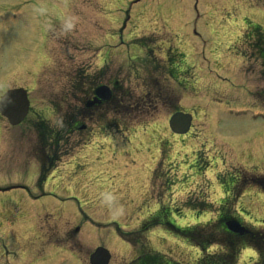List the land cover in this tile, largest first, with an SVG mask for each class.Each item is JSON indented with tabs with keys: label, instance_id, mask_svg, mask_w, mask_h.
Returning a JSON list of instances; mask_svg holds the SVG:
<instances>
[{
	"label": "rangeland",
	"instance_id": "374dc122",
	"mask_svg": "<svg viewBox=\"0 0 264 264\" xmlns=\"http://www.w3.org/2000/svg\"><path fill=\"white\" fill-rule=\"evenodd\" d=\"M256 24L264 32V0H0V94L22 86L31 102V113L20 125L10 127L0 120V264L19 260L88 264V255L98 245L110 250V264H126L135 256L136 247L132 249L116 227L133 231L139 220L144 221L159 206L180 208L174 216L176 225L214 221L208 205L218 206L224 195L219 175L222 181L230 171L242 176L251 171L264 173V78L260 60L252 52L261 41L253 30ZM145 37L148 44L155 43L154 52L161 61L166 47L178 46L181 56L173 58L185 61L184 72L165 79L136 65L141 78L130 74L126 60L143 54L132 45ZM121 38L128 43L107 55L114 65L111 72L127 79L125 86L132 89L142 81L145 88L163 95L160 88L164 87L167 106L151 105L142 121L133 110L120 125L125 133L112 129V117L107 122L113 137L103 138L108 135L105 132L96 143L80 148L59 163L46 184L37 187L32 170L20 162L26 136L34 132L32 123L40 118L54 126L60 122L59 113L68 118L69 106L80 107V86L70 87V81L80 76L81 45L86 40L102 45L120 43ZM88 56L94 57L91 52ZM175 108L193 109L188 137L170 133L167 120ZM18 134L25 136L18 140ZM81 135H72L73 150L81 147L75 143ZM192 151H197L199 163L215 157L195 177L188 166ZM148 155L152 165L162 157L159 172L167 175L151 186L147 185ZM19 184L26 189L14 187ZM249 190L233 208L243 221L262 228L264 194L256 188ZM188 206L199 210L185 209ZM27 222L38 224L40 234L31 252L25 235L33 231L27 229ZM168 233L160 228L152 233L147 230L152 250L182 264L199 254L188 242ZM245 251L238 264L254 261L253 252Z\"/></svg>",
	"mask_w": 264,
	"mask_h": 264
},
{
	"label": "flooded vegetation",
	"instance_id": "af4514ba",
	"mask_svg": "<svg viewBox=\"0 0 264 264\" xmlns=\"http://www.w3.org/2000/svg\"><path fill=\"white\" fill-rule=\"evenodd\" d=\"M145 39L146 37L144 38V41H141L139 39L132 45L133 50L143 51V54L139 55L138 57L130 56L128 60H126V63L129 65L130 74H132L134 77L139 76L141 78V72L136 69V65H140V67L142 68H149L150 71L153 72H158L163 75V77L165 76V79H168V76H171V79H175V77H177L179 73L184 72L183 62L185 61H183V59H180L179 63V59L173 58L176 54L180 55L177 51L178 46H173L171 48L166 47L165 49L163 47H159L161 50L164 49L165 52V57L163 61H161L157 59L158 56L154 52V50L156 49L155 43L150 42L151 44H148L149 42L145 41ZM122 43H128V40L116 44L102 43V45L97 44V42H94V44H92L87 42L86 40L84 42V45H81L82 54L84 55V61L82 62L80 69L81 72L79 76V86L82 92V98L79 101L80 107H76V105L69 106L70 109L67 112L68 121H64L62 123V126H64L66 130L67 138L61 139L58 136L55 137L56 134L52 133V137L55 138L54 141L50 144V147H48L47 145L44 147H40V136H43V133H39V131H36L32 134V137L29 138L27 142L28 147H25V154H23L25 156L23 157V161H20L25 168L27 167L32 170L34 175V183L36 182L38 186L46 184L52 172L55 171V169L59 165L61 158L64 156L63 155L59 157V153L70 152L71 144L74 142V139H71L72 135L79 132L82 133L81 137L75 140V143L77 145L83 146H87L90 143L99 140L103 137V134L105 132L110 135V123H108L107 120L104 119V115L108 114L109 110L113 112L118 108V110L115 112L117 113V115H119L120 108L130 107L137 111L138 116L141 118L144 115H148V107L151 105L167 106L168 96L164 87L160 88V91L163 95H159L157 92L154 93L152 88H145L142 85V81L137 82L139 86H134V89H132L125 86L127 79H122L121 75L111 72L114 71V65L109 64L107 55L113 53L114 51H118V48H120V45ZM89 52L93 54V59L92 57L91 59L89 58ZM100 52L103 53L102 56L100 55ZM145 54L147 56H145ZM110 63L112 62L110 61ZM70 73L71 69L69 71V74ZM161 81L163 80L159 78V82ZM149 82L152 83L151 80H149ZM156 82L157 81H153L154 84ZM73 85L76 84L70 83V87H73ZM99 87H106L110 90V97L108 100L98 101L95 98V90ZM132 92H134V96ZM16 139L22 140V135L18 134ZM54 142L63 145L64 148H56L55 150ZM164 175L165 177L167 176L166 174H164V172H159L158 169H151L149 182L151 183L155 181L156 183H158L159 180L163 179ZM19 186H21L22 188L25 187L21 184ZM227 188V196L230 193H234V185H231V187ZM160 210L162 209L157 208L156 211H159V215H162L163 213ZM22 216L23 214L20 216V218H22ZM20 221L22 224V220ZM26 227L29 231H33L29 237L25 235V238H28V247H30L29 252H31L34 251V249L36 248L35 245H37L34 243V240H39L40 237V234H37L39 232L38 224L35 225L34 223L32 224V222H27ZM64 241L67 242L66 239ZM44 242L47 241L44 240ZM13 264H32V261L23 262L19 260Z\"/></svg>",
	"mask_w": 264,
	"mask_h": 264
},
{
	"label": "trees",
	"instance_id": "16d2710c",
	"mask_svg": "<svg viewBox=\"0 0 264 264\" xmlns=\"http://www.w3.org/2000/svg\"><path fill=\"white\" fill-rule=\"evenodd\" d=\"M255 32L260 35L261 41L254 46V48L259 52L261 61L264 64V34L260 32L258 28H255ZM46 129L48 137L52 132L50 133L51 130L48 127ZM220 209L222 213L217 216L214 222H207L196 230L191 229L182 231L184 235H191L192 238L196 240V244L201 248V256L194 264H236L235 259L238 245L241 241H245V237H240L225 230L223 221L228 217L226 214L227 210L224 211L222 207H220ZM158 223L165 227L173 226L172 223H168L165 218L158 221ZM144 229L145 227L143 230ZM247 243L258 251L260 256L259 264H264V232H253L252 235L248 236ZM210 244H216L218 250L208 252L207 248ZM144 256L148 258L149 264H179L176 262H167V260L161 259L160 256L151 255L149 253L142 255L140 262H142Z\"/></svg>",
	"mask_w": 264,
	"mask_h": 264
},
{
	"label": "water",
	"instance_id": "95a60500",
	"mask_svg": "<svg viewBox=\"0 0 264 264\" xmlns=\"http://www.w3.org/2000/svg\"><path fill=\"white\" fill-rule=\"evenodd\" d=\"M28 110V100L25 90L21 88L6 91L0 97V113L6 117L9 124L15 126L25 117ZM191 117L188 114L175 113L169 120L172 131L176 133L187 132L190 125ZM229 230L242 234L245 229L235 220L226 221ZM110 258L109 252L103 247H97L90 255V264H107Z\"/></svg>",
	"mask_w": 264,
	"mask_h": 264
}]
</instances>
